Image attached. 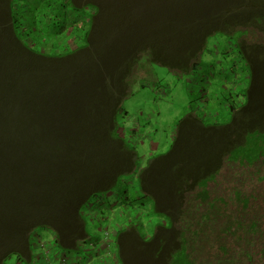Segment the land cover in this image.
I'll return each mask as SVG.
<instances>
[{"label": "rangeland", "instance_id": "obj_1", "mask_svg": "<svg viewBox=\"0 0 264 264\" xmlns=\"http://www.w3.org/2000/svg\"><path fill=\"white\" fill-rule=\"evenodd\" d=\"M86 1L100 5L101 11L104 10L100 15H96L98 17L92 18L88 35V40H93L91 46L81 47L77 41L73 45L74 52L63 53V57L57 60L45 62L41 58H35V64L31 65V68H38L40 73L27 79L30 86L35 84V89L41 75L48 74L49 69L59 68L60 86L48 90L44 79L42 81L45 91L42 90L41 95H45L46 102L42 104L46 109L53 112L57 107V112L63 116L65 123L68 122L69 114L59 101L65 98L62 89L71 88L68 82L71 80L73 83L75 80L73 75L64 74L65 68L74 73L82 69L90 72L93 74L89 77L92 79L91 84L95 83L89 93L81 92L80 95L85 97L76 98L71 116L78 124L74 126L76 129L71 128V138H65L63 133L61 139L57 140L56 135L47 143L49 148L41 154H46L49 159L46 186L48 200L53 199L56 193L65 198H70L77 192L82 193L86 188L82 177L86 176H81L84 175L81 169L74 173L73 171L89 161L90 171L98 168L115 171L120 167L119 159L125 163V154L118 150L116 141L113 143L111 139L123 140L130 150L134 151L135 165L133 171L116 175L115 184L108 190L82 199L80 212L85 218L88 237L79 240V249L76 247L75 250H65L57 244L53 246V242L50 243L46 239L52 235L51 232L37 227L34 233L43 239L40 241L43 248L36 250L32 244L33 257L38 255V260L31 261L32 264H54L58 256L69 258V264H83L82 258H88L101 239H107V243L108 239L113 241L112 251L115 253L114 233L117 226H123L122 223L125 224L126 221V224L133 225L144 237L155 239L156 230L153 226L170 227L171 222L149 210L151 204H147V201L151 202V199L146 192H140L141 187L138 184L143 169L157 161L160 163L158 167L162 165L165 169L164 175L169 171L171 175L172 172L175 175L184 173L193 185L190 195L198 198L206 190L205 178L222 164L221 157L227 155L234 146L243 143L246 132L264 131V43L240 42V50L251 70L250 99L248 100L246 94L249 102L229 119L224 109V98L229 93L231 96L238 93L239 85L232 83L235 81L234 77L240 80L243 73L242 65L238 61L237 46L230 36V29H226L245 22L244 26H252L259 32H264V0H232L235 7L227 12L214 10L213 13H216L213 16L207 14L206 17L211 20L206 23L213 27L209 26L207 29L211 30H207L205 34H213L207 37L206 43L205 34L202 36L197 29H194L197 38L179 35L177 19L173 17L161 16V20L153 28L149 23H142L139 16L136 21L141 22V28L132 30L127 24L136 22L133 21L134 14L133 20L128 16L127 20L123 18L122 23L119 20L117 23L107 14L110 6L107 8L102 5L108 0H77L76 5ZM157 1L159 4H165L163 0ZM146 2L153 3V0ZM80 13L84 14V10H80ZM257 17L260 18L256 19ZM178 25L180 26V23ZM214 30L219 32L215 33ZM220 31L224 33L221 34ZM36 44H40L39 48L44 51L47 48L49 54L55 52L46 41ZM33 45L35 46L34 43ZM202 47L205 48L201 53ZM223 50L227 51L228 58L222 55ZM229 61L235 63L231 72L225 71V68L229 67L225 63L228 64ZM137 62L139 64L133 67ZM193 62L195 64L190 66ZM127 73L131 74V84L127 80ZM231 85L234 87L231 91L223 88ZM127 86L129 89L125 88ZM119 94L126 95L121 99L120 112L112 128L107 120L109 102L110 98L116 99ZM234 96V102L237 106L240 105L241 102ZM105 97L107 113L101 114L99 110L103 108L100 103L105 104ZM19 108L24 115L25 108ZM192 116L207 125V130L192 126L189 123ZM181 120L186 124L179 137L178 126L182 125ZM22 122H25V118ZM59 147L63 150H59ZM83 160L86 161L82 165ZM172 164L180 171H171ZM162 168L157 172L162 174ZM108 175L107 172V179ZM74 176L80 178L75 180ZM200 180L204 181L205 187L200 185ZM56 183L63 186H54ZM41 188L39 187V199L36 200L39 202L45 199ZM201 190H204L203 193ZM5 196L7 194L2 197ZM127 202H130L131 206H127ZM199 212L201 214V211ZM146 215L149 217H145ZM110 226H114V230H110L107 235ZM174 233L176 234V231ZM165 236L169 237V246L172 245L176 235L168 232ZM91 243L94 246H91ZM177 251L172 252L171 259L181 254ZM88 264L99 262L91 259ZM105 264H108V261Z\"/></svg>", "mask_w": 264, "mask_h": 264}, {"label": "trees", "instance_id": "obj_2", "mask_svg": "<svg viewBox=\"0 0 264 264\" xmlns=\"http://www.w3.org/2000/svg\"><path fill=\"white\" fill-rule=\"evenodd\" d=\"M146 1L108 0L102 5L110 6L107 14L117 23L118 20L122 23L123 18L127 20L128 16L133 20L134 14L133 21L140 16L142 23L154 28L161 16L173 17L177 19L179 35L188 38L198 37L194 29L202 36L211 30L207 29L213 27L206 23L211 20L207 14L213 16L214 10L227 12L235 7L232 0H163L165 4ZM76 3L77 0H0V196L7 194L10 187L8 177L14 173L18 162L14 159L15 151L29 147L34 162L49 148L47 143L52 138L46 136L56 132L55 118L42 104L46 102L45 95H41L44 91L42 75L35 89V84L30 86L27 80L40 73L31 65L35 64V58L47 62L63 57V53L74 52L73 45L77 41L81 47L86 46L92 18L104 11L94 3ZM80 10H84V14ZM140 23L136 21L127 26L137 30L141 28ZM244 23L226 29L231 31L243 71L241 79L234 77L232 82L239 85L238 93L233 96L240 105H236L230 93L224 98L228 119L246 104L251 78L249 64L239 44L242 41L264 43V32ZM206 34L204 43L213 33ZM44 41L51 44L55 52L49 54L47 48L44 51L36 44ZM223 52L228 58L227 51ZM225 65H229L225 71L231 72L235 63L229 61ZM223 88L234 89L232 85ZM20 106L25 108L24 115ZM205 183L206 190L201 197L187 195L178 220L177 252L181 254L170 258L169 264H264V131L246 132L243 143L229 150L219 168L205 178ZM205 183L202 181L200 185L205 187ZM125 204L131 206L130 202Z\"/></svg>", "mask_w": 264, "mask_h": 264}, {"label": "crops", "instance_id": "obj_3", "mask_svg": "<svg viewBox=\"0 0 264 264\" xmlns=\"http://www.w3.org/2000/svg\"><path fill=\"white\" fill-rule=\"evenodd\" d=\"M93 26H95V22ZM87 43L86 46L90 47L93 40L90 41L87 38ZM67 69L68 68H65L64 74L73 75L75 80H73V83L71 80L68 82V84H71V88L62 89L65 98L59 102L60 105L66 108L69 114L68 122L65 123L66 121L63 116L58 114L57 107H55L56 110H53L52 116L55 118L56 132L46 136V138L49 139H53L56 135L57 140L61 139L63 133H65V138H71L69 134L71 128L73 127L72 129H76L74 126L78 124L77 120L73 119L71 116L74 112L76 98L85 97V95H80L81 92L85 93L87 91L89 93L92 91V86L95 85V83L91 84L92 79L89 78L93 76L92 73L86 72L83 69L74 73L70 69ZM48 71V74L42 75V80L44 81V79H46V87L48 90L55 89L57 85L60 86L58 80L60 81L61 73H59V68L49 69ZM126 77L129 84H131V74L127 73ZM122 81L124 83V80ZM62 87L64 88L66 85ZM125 88L129 89V86ZM125 95L126 94H119L116 99L110 98V110L107 120L112 128H114V121L120 112L119 109L122 105L121 99ZM106 97L104 98L105 104L100 103V107L103 108L99 110L101 114L107 113ZM63 107L58 108L65 109ZM181 123L182 125L178 126L179 137L186 124H184V120ZM189 123L194 127L204 128V130L208 128L206 127L207 125L201 123L195 116L190 118ZM214 125L218 126L219 124ZM109 138H111L110 132ZM111 140L114 141L113 143L116 141L118 150L125 154L126 162L122 163L119 159L120 167L115 171H107V169L101 168L92 169L90 171V161L84 166L75 168L73 173L81 169V172L84 173V175L81 176H86L82 177L86 188L82 193L77 192L70 198H65L62 194L58 195V193H56L57 195L53 196V199L48 200V189L46 186H48L49 159L46 154L40 155L39 158L33 162L29 147L24 146L23 149L15 151L16 156L14 159L18 162L16 163L14 173H11L8 177L10 187L7 196H0V200L5 202L3 204L0 201V264H7V262L8 264H32L33 260H38V255L33 257L32 249L33 244L35 249L39 250L40 241H43L38 234L34 233L37 227L42 230L45 229L46 232H51L52 235L46 238L48 242H53V246L57 244L58 247L65 250L77 249L79 240L88 237L85 227V218L80 212V202L83 198L104 192L111 188L116 182V175L133 171L135 165V162L133 163L134 151L130 150L123 140ZM122 146L124 147L123 150ZM59 150H63L62 147H59ZM221 158V160H223V157ZM85 161L86 160H83L82 165ZM159 164V162L153 161L145 170L143 169L139 175L138 184L141 187L140 192H146L151 199V202L147 201V204H151L149 210L155 212L160 218H166L169 223L171 222V226H158L157 228L153 226V229L156 230V238L149 240L147 236L144 237L140 232H137L133 225L126 224L128 223L127 221L125 224L122 223L123 226L120 227L114 224V226H117L114 233L116 234V240L114 241L115 253L112 251L113 241L108 239L107 243L105 239H101L98 242V246L94 247L88 257L91 258L96 251L98 255L101 256L99 260H96L99 264H105L107 261L108 264H169L170 255L172 252L179 249L180 226L178 220L182 215V210L187 203V195L192 191L193 185H191L190 180L184 176V173L175 175L174 172H172L173 174L171 175L169 171L164 175L163 172L165 169L161 167L162 165L158 167ZM161 168L162 174L157 172L158 169ZM173 170L180 171L172 164L171 171ZM59 171H61V169ZM107 172L109 173L108 179ZM74 177L75 180L80 178L77 176ZM54 186L58 187L63 185L61 183H56ZM39 187H42L41 189L45 193V199L41 202L36 201L39 199ZM145 217H149V215ZM114 226H110L108 232L107 229H105L107 235L110 234V230H114ZM174 231H176V234ZM168 232H172V235H176L174 243L170 246L169 237L165 236ZM101 244L103 247H100ZM91 246H94V244ZM107 250L111 253L109 257L107 256ZM61 259L65 260V262H62ZM68 259L69 258L58 256L54 264H69ZM88 260H84L83 264H88Z\"/></svg>", "mask_w": 264, "mask_h": 264}, {"label": "built area", "instance_id": "obj_4", "mask_svg": "<svg viewBox=\"0 0 264 264\" xmlns=\"http://www.w3.org/2000/svg\"><path fill=\"white\" fill-rule=\"evenodd\" d=\"M105 242H107V239H105ZM42 245H43V243L40 242V244H39L40 248H43ZM90 245H93V244L91 243ZM100 247H103V245L101 244ZM110 255H111L110 251L107 250V256L109 257ZM100 257H101V256H99L98 253L95 251L94 255H93L91 258H90V257H88V258H84V257H83L82 260H83V263H84V260H86V261H87L88 259H89L88 261H91V259H93V260H99ZM61 261H62V262H65V260H63V259H61Z\"/></svg>", "mask_w": 264, "mask_h": 264}, {"label": "flooded vegetation", "instance_id": "obj_5", "mask_svg": "<svg viewBox=\"0 0 264 264\" xmlns=\"http://www.w3.org/2000/svg\"><path fill=\"white\" fill-rule=\"evenodd\" d=\"M249 86H250V84H249ZM249 86H248V90H247V94H248L247 97H248V98H250V96H249V92H250V90H251V88H250ZM246 103H248V102H246ZM241 108H242V107H241ZM238 111H240V110L238 109L237 111L234 112V114H235L236 112H238ZM234 114H233V115H234Z\"/></svg>", "mask_w": 264, "mask_h": 264}, {"label": "clouds", "instance_id": "obj_6", "mask_svg": "<svg viewBox=\"0 0 264 264\" xmlns=\"http://www.w3.org/2000/svg\"><path fill=\"white\" fill-rule=\"evenodd\" d=\"M246 94H247V92H246ZM249 96H250V92H249ZM247 98H248V97H247ZM247 98H246V102H249L248 100H249L250 98H248V100H247ZM245 105H246V104H245ZM245 105H244V106H245ZM244 106H243V107H244ZM243 107H242V108H243ZM41 241H42V240H41Z\"/></svg>", "mask_w": 264, "mask_h": 264}]
</instances>
